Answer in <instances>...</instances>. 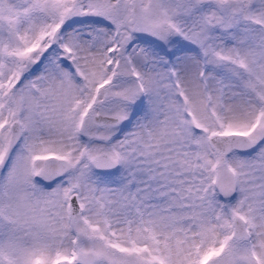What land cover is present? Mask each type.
Returning <instances> with one entry per match:
<instances>
[{"label":"snow or ice","instance_id":"snow-or-ice-1","mask_svg":"<svg viewBox=\"0 0 264 264\" xmlns=\"http://www.w3.org/2000/svg\"><path fill=\"white\" fill-rule=\"evenodd\" d=\"M0 264H264V0H0Z\"/></svg>","mask_w":264,"mask_h":264}]
</instances>
